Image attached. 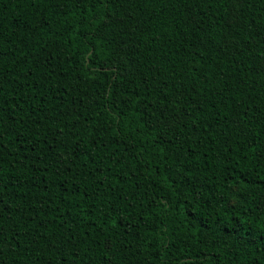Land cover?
<instances>
[{"label": "trees", "instance_id": "1", "mask_svg": "<svg viewBox=\"0 0 264 264\" xmlns=\"http://www.w3.org/2000/svg\"><path fill=\"white\" fill-rule=\"evenodd\" d=\"M0 264H264V0H0Z\"/></svg>", "mask_w": 264, "mask_h": 264}]
</instances>
